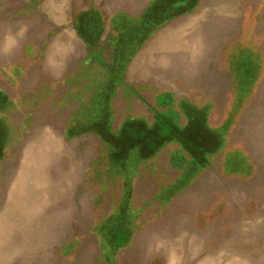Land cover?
I'll use <instances>...</instances> for the list:
<instances>
[{
	"label": "rangeland",
	"instance_id": "374dc122",
	"mask_svg": "<svg viewBox=\"0 0 264 264\" xmlns=\"http://www.w3.org/2000/svg\"><path fill=\"white\" fill-rule=\"evenodd\" d=\"M173 1L0 0V264H264V0Z\"/></svg>",
	"mask_w": 264,
	"mask_h": 264
},
{
	"label": "trees",
	"instance_id": "16d2710c",
	"mask_svg": "<svg viewBox=\"0 0 264 264\" xmlns=\"http://www.w3.org/2000/svg\"><path fill=\"white\" fill-rule=\"evenodd\" d=\"M189 0H175V1H173L171 4H170V6H172L173 7V9H170V10H172V13H171V15H165V17L163 18V16H164V14H165V11H162V13H163V15H162V18H160V23H158L157 24V26H160V25H162L163 23H165V22H167V21H169L172 17H174V16H176L177 14H181V13H183V12H185L186 10H184V8H188V6H186V4H183L182 2H188ZM177 4V5H176ZM164 7V6H163ZM163 10H164V8H163ZM170 10H168V11H170ZM173 13H175V14H173ZM173 14V15H172ZM158 21V22H159ZM151 26V25H150ZM149 31V33H148V35L151 33V31L150 30H148ZM148 35H146V36H144L143 38H142V40L144 41V39H145V37L146 38H148L147 36Z\"/></svg>",
	"mask_w": 264,
	"mask_h": 264
}]
</instances>
